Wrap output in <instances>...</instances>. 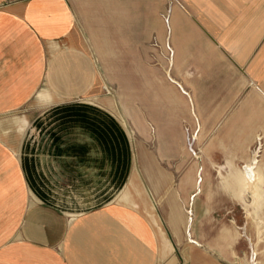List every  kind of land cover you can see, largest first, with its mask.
I'll list each match as a JSON object with an SVG mask.
<instances>
[{
    "label": "crops",
    "instance_id": "1",
    "mask_svg": "<svg viewBox=\"0 0 264 264\" xmlns=\"http://www.w3.org/2000/svg\"><path fill=\"white\" fill-rule=\"evenodd\" d=\"M185 2L186 7L170 12L168 41L176 50L178 71L176 78L170 72L168 77L182 90L175 104L187 115L221 118V161H249L239 172L249 178V173H264L257 153L249 156L251 145L264 147V0ZM131 18L138 19L144 32L146 18H153L155 40L163 41L161 0H0V113L31 97L48 104L52 99L71 103L97 95L99 67L84 33L101 48L106 37L99 35L123 33ZM190 67L196 75L190 76ZM78 112L79 121L51 136L58 155L53 161L56 178L69 172L73 163L69 197L59 187L53 195L43 196L34 188L49 203H58L64 195L63 204L57 205L68 211V217L45 202L28 203L31 196L18 158L4 150L0 140V264H159L171 257L173 243L130 200L129 186L119 195L123 203H104L130 173L133 132L128 131V137L101 107H80ZM15 124L25 131L24 123ZM122 124L127 130V123ZM137 124L139 131H146L139 118ZM168 144L170 152L163 154L171 159L176 152L172 154V143ZM138 148L143 157L148 155ZM65 156L67 160H61ZM41 164L42 173L51 172L46 171V160ZM143 165L159 194L164 176L155 172L149 159ZM24 173L32 187L34 182L39 186L33 170ZM195 178L188 174L184 189L193 186ZM134 179L132 174L128 185L137 190ZM236 184L235 188L240 186ZM194 185L198 191L190 202L203 192L198 180ZM170 207L169 225L181 237L177 199ZM204 230L207 236L208 229ZM188 256L192 264H215L200 250Z\"/></svg>",
    "mask_w": 264,
    "mask_h": 264
},
{
    "label": "rangeland",
    "instance_id": "2",
    "mask_svg": "<svg viewBox=\"0 0 264 264\" xmlns=\"http://www.w3.org/2000/svg\"><path fill=\"white\" fill-rule=\"evenodd\" d=\"M185 1L161 0V28L165 33L162 42L155 40L153 18H146L145 32L140 30L138 19L131 18L129 27L124 26L123 33L99 35L100 38L106 37L99 43L101 48H97L94 39H90V33H84L89 52L99 67L97 95L71 103L54 102L52 99L47 104L37 97L21 100L10 112L0 113V140L5 144L2 147L18 158L19 170L25 179L23 183L29 188L31 196L27 199L28 203L29 200L32 204L45 201L32 187L29 174L24 173L27 169L33 170L39 185L34 182L33 186L41 194L47 192L53 195V190L59 187L69 197L70 181L75 175L72 172L73 163L68 166L69 172L63 173L60 179L56 178L58 173L54 172L53 161L58 160L55 157L58 155L52 146L51 136L77 122V119L79 121L81 113L78 108L101 107L128 137V131L133 132L129 137L130 173L123 179L120 190L104 203L122 202L119 195L129 186L130 200L140 205L173 243L172 256L163 258L159 264L170 261L172 264H192L188 255L197 250L203 251L215 264H264V173H249V178L247 173H239L249 161H221V118L213 121L208 116L203 119L199 114L187 115L174 101L182 90L168 77L170 72L176 78L178 71L176 50L169 48L168 41L170 12L186 7ZM189 69L190 76L196 75L193 67ZM138 118L146 131L138 130ZM15 120L24 123L25 131L19 130ZM123 121L128 125L127 130ZM169 142L172 143V154L176 152L171 159L163 154H169ZM138 146L148 155L143 157ZM64 153L61 155L64 156ZM255 153L264 172V147L251 145L249 156L253 157ZM145 159L152 161L155 172L164 176V187L159 194L155 192L144 168ZM42 160H46V171L49 169L52 173H42ZM61 160L65 161L67 157ZM132 174L139 190L128 185ZM188 174L196 178L193 179V186L184 189ZM197 180L203 192L190 202V196L198 191L194 185ZM234 182L240 186L235 188ZM235 189L241 190V194L237 192L236 195ZM173 199H177L182 212L179 222L181 237L169 225ZM61 202L63 204L64 195L58 203H45L63 210L67 215L68 211L57 205ZM95 206H88L82 213ZM205 227L208 229L207 236Z\"/></svg>",
    "mask_w": 264,
    "mask_h": 264
},
{
    "label": "bare ground",
    "instance_id": "3",
    "mask_svg": "<svg viewBox=\"0 0 264 264\" xmlns=\"http://www.w3.org/2000/svg\"><path fill=\"white\" fill-rule=\"evenodd\" d=\"M35 187V186H34ZM45 195V194H42V196ZM48 200V199H47Z\"/></svg>",
    "mask_w": 264,
    "mask_h": 264
}]
</instances>
